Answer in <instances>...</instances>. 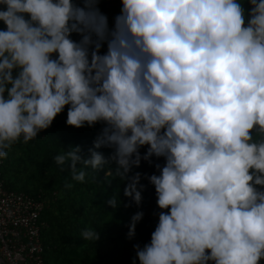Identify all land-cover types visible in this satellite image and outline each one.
I'll return each instance as SVG.
<instances>
[{
  "label": "clouds",
  "instance_id": "9594fccd",
  "mask_svg": "<svg viewBox=\"0 0 264 264\" xmlns=\"http://www.w3.org/2000/svg\"><path fill=\"white\" fill-rule=\"evenodd\" d=\"M98 3L0 0V159L67 106L68 126L103 125L88 155L75 146L55 156L73 181L114 163L107 174L127 181L139 207L142 174L130 173L164 160L147 177L161 211L150 242L135 246L139 264H260L264 0L247 11L245 0H121L112 27ZM107 203L117 208L119 196ZM143 215L131 217L129 239ZM81 236L99 240L93 228Z\"/></svg>",
  "mask_w": 264,
  "mask_h": 264
},
{
  "label": "trees",
  "instance_id": "16d2710c",
  "mask_svg": "<svg viewBox=\"0 0 264 264\" xmlns=\"http://www.w3.org/2000/svg\"><path fill=\"white\" fill-rule=\"evenodd\" d=\"M244 8L249 5L245 0ZM120 9L111 10L108 15L109 27ZM5 26L0 22V29ZM73 39L79 36L73 34ZM106 51V45L101 53ZM67 106L54 120L52 126L42 131L28 144L17 143L6 159H0V174L7 188L22 191L46 201L40 220L46 224L41 232L44 264H132L136 259L135 246L141 248L151 240L159 220L155 187L147 177L159 174L156 164L163 165V158L153 157L151 162L141 160L140 167L133 168L130 175L141 173L142 203L139 207L124 196L127 181L108 175L116 165L110 163L104 170L86 176L83 183L73 181L69 170H61L54 158L71 147L79 146L83 155L93 147L94 141L102 131V124L95 127L76 129L66 124ZM105 157H110L112 149L101 148ZM141 155L146 152L142 148ZM79 167V166H78ZM72 184L71 188L66 187ZM119 196L117 208L107 203L112 196ZM129 204L131 206H129ZM168 211V210H163ZM143 212V219L136 226L134 238H128L131 217ZM93 228L99 232V240L88 242L82 239V232ZM264 264V260L260 262Z\"/></svg>",
  "mask_w": 264,
  "mask_h": 264
},
{
  "label": "built area",
  "instance_id": "2783aa9c",
  "mask_svg": "<svg viewBox=\"0 0 264 264\" xmlns=\"http://www.w3.org/2000/svg\"><path fill=\"white\" fill-rule=\"evenodd\" d=\"M82 6V0H74ZM104 15L121 10V0H99ZM1 164V162H0ZM46 201L7 188L0 174V264H44L40 214Z\"/></svg>",
  "mask_w": 264,
  "mask_h": 264
},
{
  "label": "rangeland",
  "instance_id": "374dc122",
  "mask_svg": "<svg viewBox=\"0 0 264 264\" xmlns=\"http://www.w3.org/2000/svg\"><path fill=\"white\" fill-rule=\"evenodd\" d=\"M74 40H76V39H74ZM77 40H78V38H77Z\"/></svg>",
  "mask_w": 264,
  "mask_h": 264
}]
</instances>
